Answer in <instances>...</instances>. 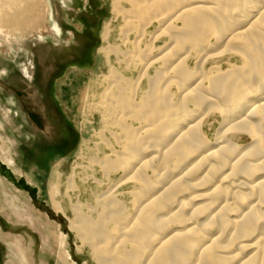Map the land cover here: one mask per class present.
<instances>
[{"label": "bare ground", "instance_id": "1", "mask_svg": "<svg viewBox=\"0 0 264 264\" xmlns=\"http://www.w3.org/2000/svg\"><path fill=\"white\" fill-rule=\"evenodd\" d=\"M110 5L101 50L108 61L104 91H96L90 106L99 113L94 155L82 161L86 166L74 164L67 181L71 201L76 168L87 173L86 183L106 188L93 195L94 204H73L70 225L81 244L89 245L96 264H264V0ZM112 23L120 28L119 44H110ZM154 23L157 30L149 34ZM207 44L212 47L203 49ZM227 53L243 64L205 73L209 60ZM194 59L199 69H191ZM120 66L135 70L137 80ZM193 74V86L181 83ZM191 104L198 114L178 131L175 108ZM212 114L222 118L214 144L203 134ZM241 133L253 139L247 148L231 139ZM130 192L134 212L119 220ZM214 230L217 238H209Z\"/></svg>", "mask_w": 264, "mask_h": 264}, {"label": "rangeland", "instance_id": "2", "mask_svg": "<svg viewBox=\"0 0 264 264\" xmlns=\"http://www.w3.org/2000/svg\"><path fill=\"white\" fill-rule=\"evenodd\" d=\"M109 7L110 0H0V264H96L92 249L81 244L70 218L76 201L94 204L93 195L106 188L86 183L87 173L76 168L77 189L71 201L67 181L74 164L81 166L94 155L99 113L91 107L99 97L96 91H104L108 61L101 50L106 45L105 26L112 20ZM156 27L154 23L148 33H155ZM120 37L119 26L112 23L110 44H119ZM210 40V45L215 44ZM197 63L190 62L191 69H199ZM242 64V58L227 53L209 60L203 70L211 75L217 67L225 71ZM119 70L131 80L139 77L124 66ZM197 77L180 81L193 86ZM144 90L146 80L139 86L137 101ZM169 91L180 102L178 90ZM175 109L177 130H187L197 109L192 104L182 111ZM221 120L212 114L203 127L212 144ZM231 139L242 149L253 141L246 133ZM135 164L133 160L131 165ZM92 175L103 181L101 173ZM133 199L131 192L125 195L126 212L119 220L134 212ZM218 233L209 238H217Z\"/></svg>", "mask_w": 264, "mask_h": 264}, {"label": "trees", "instance_id": "3", "mask_svg": "<svg viewBox=\"0 0 264 264\" xmlns=\"http://www.w3.org/2000/svg\"><path fill=\"white\" fill-rule=\"evenodd\" d=\"M87 35L90 37V35L87 33Z\"/></svg>", "mask_w": 264, "mask_h": 264}]
</instances>
